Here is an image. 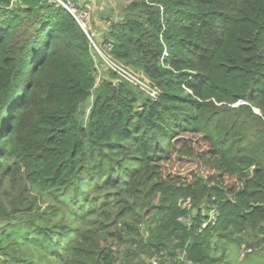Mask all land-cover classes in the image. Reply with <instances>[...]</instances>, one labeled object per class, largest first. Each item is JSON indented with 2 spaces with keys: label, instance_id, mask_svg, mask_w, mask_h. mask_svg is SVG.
<instances>
[{
  "label": "trees",
  "instance_id": "1",
  "mask_svg": "<svg viewBox=\"0 0 264 264\" xmlns=\"http://www.w3.org/2000/svg\"><path fill=\"white\" fill-rule=\"evenodd\" d=\"M109 40L156 99L98 82L64 6L0 0V264H222L223 240L264 241V0H132ZM184 159L205 173L164 171Z\"/></svg>",
  "mask_w": 264,
  "mask_h": 264
},
{
  "label": "rangeland",
  "instance_id": "2",
  "mask_svg": "<svg viewBox=\"0 0 264 264\" xmlns=\"http://www.w3.org/2000/svg\"><path fill=\"white\" fill-rule=\"evenodd\" d=\"M131 1L132 0H82V2L78 3L82 9L88 12L92 30L95 34L94 41L97 43L103 42L105 36L108 34L111 22L119 18L122 9ZM99 21H101L102 24H100ZM107 24H109V27L106 26ZM96 31L102 32L103 34L100 36ZM92 53L95 59L97 80L99 82L102 78L107 77L108 69H110L105 61L107 55L104 47H101L100 53L95 50V48H92ZM183 139H192L197 143L198 136L185 135ZM164 171L173 175H185L197 171L205 173L193 159H184V165L165 164ZM44 206L45 205H43V207ZM182 207L185 208L184 205H182ZM202 208L204 209V207ZM262 238L263 236L256 238L252 229L249 228L243 233L235 234L230 240H223L222 246H220V252L224 253L222 264H264V241H261ZM248 243H254L255 247H249ZM249 250H252V252Z\"/></svg>",
  "mask_w": 264,
  "mask_h": 264
},
{
  "label": "built area",
  "instance_id": "3",
  "mask_svg": "<svg viewBox=\"0 0 264 264\" xmlns=\"http://www.w3.org/2000/svg\"><path fill=\"white\" fill-rule=\"evenodd\" d=\"M51 2L58 3L62 6H64L71 14L72 16L76 19L82 30L85 32L87 35L92 48H95L100 53L101 47H104L105 50H111L112 48V41L109 40L106 44L102 43H97L94 41V32L92 30L91 22H90V17L88 15V12L80 7L78 2L76 0H49ZM106 26L109 27V24ZM107 27V28H108ZM102 53V52H101ZM102 55V54H101ZM104 57V56H103ZM106 64L108 67L114 71L116 74H118L121 78L131 82L132 84L138 86L142 91L145 92L146 95L151 97L152 99L157 98V93L156 91L152 90L145 82L135 78L133 75H131L127 70L122 68L120 65L114 63L111 61L108 57L105 58ZM181 204L184 205V207H189L188 203H184L181 201ZM204 214L205 210L203 211ZM208 219L203 220L202 228H206L209 224L214 225L216 223V211L214 209H211L207 212ZM251 251V250H249ZM152 264H158V261L156 259H153L151 261Z\"/></svg>",
  "mask_w": 264,
  "mask_h": 264
},
{
  "label": "crops",
  "instance_id": "4",
  "mask_svg": "<svg viewBox=\"0 0 264 264\" xmlns=\"http://www.w3.org/2000/svg\"><path fill=\"white\" fill-rule=\"evenodd\" d=\"M76 2L80 3V2H82V0H76ZM99 23L102 24L101 21H99ZM96 33H97L98 35H100V36L103 34L102 32H97V31H96ZM99 43H102V42H99Z\"/></svg>",
  "mask_w": 264,
  "mask_h": 264
}]
</instances>
